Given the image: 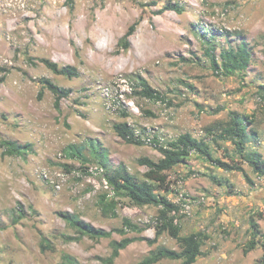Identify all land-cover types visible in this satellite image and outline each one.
Segmentation results:
<instances>
[{
    "label": "rangeland",
    "instance_id": "1",
    "mask_svg": "<svg viewBox=\"0 0 264 264\" xmlns=\"http://www.w3.org/2000/svg\"><path fill=\"white\" fill-rule=\"evenodd\" d=\"M170 3L182 10L160 11ZM135 22L130 47L120 48ZM242 40L252 48L248 68L232 75L214 70L208 50L214 46L220 60ZM41 58L74 66L79 75L56 74ZM138 74L166 99L136 95ZM0 77V264H66L64 255L80 264H108L112 240L125 236L157 241H134L113 264H140L159 246L180 250L167 231L157 236V206L120 195L116 216L105 215L94 187L99 178L85 169L100 165L97 149L146 179L148 167L139 160H159L160 147L185 132L205 139L215 157L239 164L251 180L192 153L165 171L164 183L155 181L156 192L172 202L181 193L192 199L190 213L179 214L176 224L180 235L207 236L195 264H264V176L230 140L208 129L233 112L245 114L251 121L247 150L264 156V0H0ZM43 79L71 90L59 107ZM119 122H128L143 144L122 139L114 129ZM4 140L29 144L27 154H6ZM70 145L84 155L69 156ZM61 212L106 230L120 228L127 217L143 231L81 237ZM252 217L261 231L247 253Z\"/></svg>",
    "mask_w": 264,
    "mask_h": 264
},
{
    "label": "trees",
    "instance_id": "2",
    "mask_svg": "<svg viewBox=\"0 0 264 264\" xmlns=\"http://www.w3.org/2000/svg\"><path fill=\"white\" fill-rule=\"evenodd\" d=\"M175 10L180 12L182 9L176 3L167 4L164 9L160 10ZM138 22L133 23L127 32L119 39V47L128 49L130 47V37L134 34ZM207 54L210 57L211 64L214 70L226 75H232L239 70H246L252 60V48L246 40H242L236 48L227 49L221 52L220 60L214 53V46L209 49ZM46 66L53 72L59 75H64L69 78L77 77L79 72L76 67L71 65L59 66L58 63L47 59L41 58ZM136 80L139 83V90H135L136 95L146 97L151 100H165L166 98L155 88H153L147 79L138 74ZM4 81V77H0V83ZM46 86L53 92L56 97L55 104L59 107L62 98L68 97L71 90L60 88L49 79H43ZM249 116L233 112L230 119L226 122H216L209 131H218V138L230 140L235 146L237 152L243 157L245 162L253 169L259 176H264V156L258 150H247L248 142L250 141V128L248 126ZM116 133L125 141L131 144L141 145L143 140L140 136L136 135L134 128L128 122H119L114 124ZM1 145L5 149V153L9 155L24 156L27 154L29 144L21 145L11 140H4ZM163 157L157 161L149 157H143L139 160L142 165L148 167L146 172V179H138L131 172L124 163L113 165L108 156L97 149L94 151V159L97 160L101 166L105 168L106 176L110 184L116 190V197L109 199L106 193L101 195L102 210L105 215L116 216V199L118 196H126L135 205L148 206L153 205L159 207V217L157 218L158 230L157 236L167 231L172 237L177 239L180 245V250L159 246L150 251V253L140 262V264H157L163 260H180L179 264H195L199 256L203 255L202 246L207 238L201 232H195L188 235H180V226L174 222L175 216L171 215L174 211L178 210V206L169 200L167 196L161 195L156 192V182L164 183L166 180L165 171L171 170L174 167L184 163L186 159L192 154L197 153L204 157L207 161L226 171L243 172L246 179L251 182L249 176L246 174L245 169L236 163H231L221 158L214 156L210 144L201 138L195 137L190 132L180 134L177 138L170 141L168 146L160 147ZM67 154L72 157H82L83 148L70 145ZM84 161L88 159L83 158ZM67 166V165H66ZM214 179H216L214 177ZM217 183H222L220 180H215ZM60 215L66 223L73 228L81 237L88 236L91 239L99 240L102 238H112L114 232L126 235L129 232L141 233L143 228L135 224L130 218L124 217L122 226L113 230H106L98 228L89 222L84 221L77 214L69 212H61ZM1 217V211H0ZM251 232L252 238L249 246L245 252L253 250L258 243L257 237L260 233V226L255 220L251 218ZM147 239L144 237H129L125 236L121 240H112L111 255L105 259L108 264H113L120 256L121 250L126 249L131 243L136 240ZM149 243L153 244L157 238L150 240ZM66 264H80L79 261L70 255H64Z\"/></svg>",
    "mask_w": 264,
    "mask_h": 264
},
{
    "label": "built area",
    "instance_id": "3",
    "mask_svg": "<svg viewBox=\"0 0 264 264\" xmlns=\"http://www.w3.org/2000/svg\"><path fill=\"white\" fill-rule=\"evenodd\" d=\"M131 104H133V103H131ZM145 141L149 142V143L153 142L150 137L146 138ZM85 171L89 176L99 178L98 184H95V181H94V187H96L97 189H100L101 193H106V195L109 199L116 197V190L110 184L109 179L106 176L105 168L103 166L98 165V164L89 165L85 169ZM43 174H44V177H46V178L48 177V174L46 171H44ZM52 182L57 189L61 188L59 183H55L54 181H52ZM173 202L179 208L178 210L173 212V215L176 216V218L174 219V222L177 223L179 214H183V213L189 214L190 213V209H191V205H192L191 204L192 199H191V197H187V196H185V194L181 193L179 198Z\"/></svg>",
    "mask_w": 264,
    "mask_h": 264
}]
</instances>
